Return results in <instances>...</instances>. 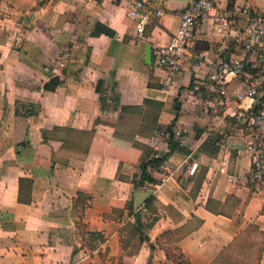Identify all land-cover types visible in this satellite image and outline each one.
Wrapping results in <instances>:
<instances>
[{
    "label": "crops",
    "instance_id": "crops-1",
    "mask_svg": "<svg viewBox=\"0 0 264 264\" xmlns=\"http://www.w3.org/2000/svg\"><path fill=\"white\" fill-rule=\"evenodd\" d=\"M214 3L232 16L229 36L208 18L164 91L153 48L177 32L187 0H154L165 13L141 39L129 0H0V264H214L244 234L264 237V197L240 180L250 135L223 121L212 90L192 89L219 61L254 59L235 36L264 0ZM97 22L115 36L92 34ZM163 157L138 185L142 161Z\"/></svg>",
    "mask_w": 264,
    "mask_h": 264
},
{
    "label": "built area",
    "instance_id": "built-area-1",
    "mask_svg": "<svg viewBox=\"0 0 264 264\" xmlns=\"http://www.w3.org/2000/svg\"><path fill=\"white\" fill-rule=\"evenodd\" d=\"M153 1L129 0L128 13L132 18H138L136 31L140 39L144 38L146 25L165 13L163 8L154 6ZM211 16L217 30L229 36V28L234 22L229 12L217 13L214 0H187L180 13L177 32L169 42L153 48L154 64L166 72L162 82L164 91L170 89L174 77L182 70L183 62L191 54L198 28ZM235 41L246 55H254V59L250 62L245 58L219 61L210 67L206 82L196 81L192 89L196 92L202 88L212 90L223 121L234 122L248 131L246 150L251 158V167L240 180L252 194L264 197V15L250 14L245 25L238 30ZM243 76L246 77L243 87L232 90L231 82ZM174 135L181 138L180 131ZM197 168L198 163L194 162L188 170L194 174ZM230 180L237 182L239 178L231 175Z\"/></svg>",
    "mask_w": 264,
    "mask_h": 264
},
{
    "label": "trees",
    "instance_id": "trees-1",
    "mask_svg": "<svg viewBox=\"0 0 264 264\" xmlns=\"http://www.w3.org/2000/svg\"><path fill=\"white\" fill-rule=\"evenodd\" d=\"M92 34L94 35H100V34H106L108 36L114 37L115 36V30H113L112 28L108 27L107 25H104L103 23L97 22L95 25L94 30L92 31ZM60 84V78L58 76L56 77H52L49 81H47L44 84V89L45 90H50V91H54ZM96 90L98 92L101 91V87H100V82L98 83ZM24 109H25V114H35L38 115L40 110L37 109L35 107V105H29V104H25L24 105ZM18 112H20V109L18 107ZM166 131L169 133V146H170V150L173 151L177 148H183L179 142L175 139V135H174V131H173V124L169 125L166 128ZM166 158V156H164ZM163 158H156L154 160L148 159V160H143L141 163V178L139 179V181L137 182L138 185H143L145 182H154L155 179L154 177L151 175L150 171H149V166L151 167H159L161 165V163L164 160ZM23 181V179H22ZM89 237H93V235L97 236L100 238V240H103V237L101 236V234L99 233H88ZM166 235H171V232H167L165 233L164 237ZM181 257H183V255H180ZM227 257V256H226ZM184 261H186L185 258H183ZM177 264H182V262H177L175 261ZM230 263L227 261V259L223 256V258H221V260H217V262H215L214 264H234Z\"/></svg>",
    "mask_w": 264,
    "mask_h": 264
},
{
    "label": "rangeland",
    "instance_id": "rangeland-1",
    "mask_svg": "<svg viewBox=\"0 0 264 264\" xmlns=\"http://www.w3.org/2000/svg\"><path fill=\"white\" fill-rule=\"evenodd\" d=\"M236 128L239 129V127ZM242 129L246 130L245 128ZM263 244L264 237H259L255 246V244H252L250 237L248 238V236L246 237V234H244L243 237L231 248V254L226 255L227 261L230 263L235 262L234 264H260Z\"/></svg>",
    "mask_w": 264,
    "mask_h": 264
},
{
    "label": "water",
    "instance_id": "water-1",
    "mask_svg": "<svg viewBox=\"0 0 264 264\" xmlns=\"http://www.w3.org/2000/svg\"><path fill=\"white\" fill-rule=\"evenodd\" d=\"M147 57L150 58V57H149V54L147 55Z\"/></svg>",
    "mask_w": 264,
    "mask_h": 264
},
{
    "label": "bare ground",
    "instance_id": "bare-ground-1",
    "mask_svg": "<svg viewBox=\"0 0 264 264\" xmlns=\"http://www.w3.org/2000/svg\"><path fill=\"white\" fill-rule=\"evenodd\" d=\"M146 195V194H145Z\"/></svg>",
    "mask_w": 264,
    "mask_h": 264
}]
</instances>
